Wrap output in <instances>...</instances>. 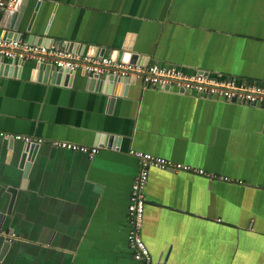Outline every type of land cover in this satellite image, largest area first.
Masks as SVG:
<instances>
[{
  "label": "crops",
  "instance_id": "crops-1",
  "mask_svg": "<svg viewBox=\"0 0 264 264\" xmlns=\"http://www.w3.org/2000/svg\"><path fill=\"white\" fill-rule=\"evenodd\" d=\"M18 1L20 40L74 46L81 55L99 48L100 57L116 60L128 51L144 66L264 83V0ZM16 6L1 18L0 38L13 34ZM5 65L0 264H142L128 245V206L140 168L132 151L204 171L149 170L142 237L155 260L264 264V106L137 79L126 96L118 88L111 108L110 97L90 89L81 71L57 84L53 65L45 81L33 74L35 62Z\"/></svg>",
  "mask_w": 264,
  "mask_h": 264
},
{
  "label": "built area",
  "instance_id": "built-area-1",
  "mask_svg": "<svg viewBox=\"0 0 264 264\" xmlns=\"http://www.w3.org/2000/svg\"><path fill=\"white\" fill-rule=\"evenodd\" d=\"M18 0H0V21L4 13L12 10ZM0 57L9 62L32 61L36 64H50L57 69L70 72L81 71L92 75H114L120 77H135L147 87L165 89L171 87L177 93L212 98L226 102H237L246 105L264 106V83H246L236 80H221L203 73L187 74L183 70L161 64L134 65L124 63L111 57H93L72 52L55 45L33 44L20 39L0 38ZM182 91V92H181ZM9 137V135H8ZM17 140L31 142L28 137L12 136ZM41 143L42 140H35ZM55 147L73 152H81L94 156L97 149L80 146L73 143L55 141ZM140 163L130 194L128 218L130 231L128 245L136 261L142 264H171L154 259L145 243L142 232L146 208V186L149 180V170L158 168L173 172H193L204 174L203 170L176 163L172 160L151 154L132 151Z\"/></svg>",
  "mask_w": 264,
  "mask_h": 264
},
{
  "label": "water",
  "instance_id": "water-1",
  "mask_svg": "<svg viewBox=\"0 0 264 264\" xmlns=\"http://www.w3.org/2000/svg\"><path fill=\"white\" fill-rule=\"evenodd\" d=\"M21 1V0H20ZM19 3V1H18ZM17 3V4H18ZM21 11H23L22 9H20ZM18 11L17 6L14 10V12L10 13V16L13 18V23H15L13 30V34H8V39H19L18 37V29H17V25L19 23L21 14H16V12ZM17 24V25H16ZM13 37V38H12ZM35 43V42H32ZM41 44V42L39 43ZM74 46H71L70 51L73 49ZM90 49V48H89ZM82 55L84 51H81ZM105 54L104 50H99V48H92V50H88L87 54L88 56L92 55L93 57L95 56H103ZM112 59H115L114 56L111 57ZM139 56L131 53V52H123L122 54V58L121 60L124 63H130V64H134V65H140L139 63ZM6 60L4 58L0 57V70L4 71L5 73H7L8 66L9 65H5L6 64ZM13 64H15V66H23L25 62H12ZM149 65V64H148ZM53 70V67L51 65H45V64H36V67L34 68L33 74L37 75V79H43L44 81L47 78V75L49 74V72ZM54 71H56V74H51L50 79L55 82V83H60L62 78H64L67 74H75L76 72H70L68 70H62V69H57L54 68ZM85 74V73H84ZM88 78H89V87L90 89L95 88V90H99L100 92H104L105 94H107L110 97V107L112 108L116 99H117V91L118 88L121 86V92H120V96L127 95L128 92V87L131 84H135L136 83V78L135 77H120V76H114V75H109V76H105V75H88L85 74ZM165 90H172L171 87H166ZM182 92V91H181ZM235 102V101H234ZM25 160V156H23V161ZM8 214H10V210L8 212ZM5 215L4 214H0V223L1 221L4 219ZM1 225V224H0ZM0 231H1V226H0ZM7 248V245H5L4 250Z\"/></svg>",
  "mask_w": 264,
  "mask_h": 264
}]
</instances>
